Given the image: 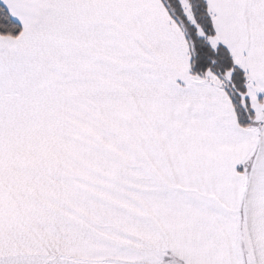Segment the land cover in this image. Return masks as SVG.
<instances>
[{
    "label": "snow or ice",
    "instance_id": "snow-or-ice-1",
    "mask_svg": "<svg viewBox=\"0 0 264 264\" xmlns=\"http://www.w3.org/2000/svg\"><path fill=\"white\" fill-rule=\"evenodd\" d=\"M0 264H264V0H0Z\"/></svg>",
    "mask_w": 264,
    "mask_h": 264
}]
</instances>
